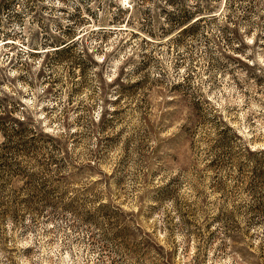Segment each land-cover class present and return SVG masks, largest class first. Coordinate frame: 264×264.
I'll return each instance as SVG.
<instances>
[{"label":"rangeland","instance_id":"374dc122","mask_svg":"<svg viewBox=\"0 0 264 264\" xmlns=\"http://www.w3.org/2000/svg\"><path fill=\"white\" fill-rule=\"evenodd\" d=\"M0 90V264H264V0H0Z\"/></svg>","mask_w":264,"mask_h":264},{"label":"trees","instance_id":"16d2710c","mask_svg":"<svg viewBox=\"0 0 264 264\" xmlns=\"http://www.w3.org/2000/svg\"><path fill=\"white\" fill-rule=\"evenodd\" d=\"M5 6H7V5H5ZM9 6H10V8H12L14 6V3L12 2V4H10ZM1 8L3 9L4 6H2ZM204 12H205L204 9L199 8L195 12V14H199V15H189L186 17V16L181 14L179 16L178 20L175 17H171L170 23L172 24L175 22V24H172L173 26L171 29L172 30H175V29L180 30L181 29V31L187 29V26H189V23H191L194 19H195L194 23L200 22L202 19H206L204 17ZM89 20H91V22H89ZM89 20L88 19L85 20L86 22H89V23L82 26V31L85 30V32L82 33L83 34L82 36L88 35L89 33H93V31L90 29L86 30L87 26L92 23V19H89ZM74 37H76L75 33L72 36L64 37V39L48 41V42H46L47 44H45L48 47H45V48L49 49V50L54 48L50 52H54L55 54H60V53L65 52L68 49H71L75 46V44L77 42H70L71 40H74ZM0 94H2V92H0ZM8 106H9V104L4 102L3 100L0 103V134L3 135L5 139L9 138V136H10L8 133L9 128L6 127V123H11V121H19V122L24 121L25 122L27 120V118L25 116L21 117L20 115L18 116V118H13L11 116L13 111Z\"/></svg>","mask_w":264,"mask_h":264}]
</instances>
